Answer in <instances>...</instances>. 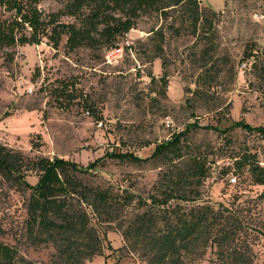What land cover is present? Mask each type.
Segmentation results:
<instances>
[{
  "label": "rangeland",
  "instance_id": "obj_1",
  "mask_svg": "<svg viewBox=\"0 0 264 264\" xmlns=\"http://www.w3.org/2000/svg\"><path fill=\"white\" fill-rule=\"evenodd\" d=\"M62 1L41 0L39 5L54 10ZM198 1L215 12L205 9L210 24L195 31L181 21L176 8L167 20L155 13L141 15L117 47L102 49L97 57L85 47L63 52L62 39L56 49L44 42L23 44L14 47L11 61L0 56V142L28 154L59 155L86 164L108 150L127 149L144 156L154 142L192 120L221 126L239 117L264 122V0ZM55 77L75 78L92 103L93 114L77 104L54 105L39 86L47 87ZM226 135L230 141L225 144L212 129L188 132L187 141L200 149L208 144L212 151L217 146L218 152L224 151L208 154L214 161L203 180L201 198L227 204L240 193L243 205L252 203L246 217L254 216L264 227L261 204L248 200L262 186L251 183L245 174L220 169L229 162L228 151L243 147L256 153L264 169V138L239 127ZM30 139L36 148H30ZM158 168L152 161L103 158L84 179L145 194ZM231 175L233 181L228 180ZM22 197L23 193L0 182V239L14 243L18 253L34 263L46 262L53 247L30 244L22 236ZM128 211L126 207L122 212ZM99 230L101 253L85 258L83 264H143L124 245L114 222ZM253 243L255 264H264V239L257 236ZM211 256L206 247L200 257L185 264H208Z\"/></svg>",
  "mask_w": 264,
  "mask_h": 264
},
{
  "label": "trees",
  "instance_id": "obj_2",
  "mask_svg": "<svg viewBox=\"0 0 264 264\" xmlns=\"http://www.w3.org/2000/svg\"><path fill=\"white\" fill-rule=\"evenodd\" d=\"M40 2L0 0L3 60L13 59L17 45L44 42L56 49L61 39L63 52L85 47L91 57H97L102 49L117 47L119 38L143 14L155 13L167 20L179 8L181 21L195 31L203 23L210 24L205 9L215 12L198 0H63L54 10L42 8ZM160 78L164 84V76ZM76 84L73 77H55L39 89L60 108L77 104L93 114L87 94ZM233 127L264 138V122L250 123L239 117L221 126L192 120L154 142L144 156L127 149L108 150L86 164L59 155L28 154L0 142V182L23 193V238L33 245L49 243L53 247L46 262L34 263L18 253L14 243L0 239V264H83L85 258L101 253L99 228L110 222L116 224L124 245L136 252L143 264H185L200 257L206 247L212 253L208 264H255L253 240L257 236L264 239V227L254 216L246 217L252 203L243 205L240 193L233 194L227 204L201 198L203 180L214 161L208 154L224 151L218 152L219 146L212 151L208 144L202 145V150L187 141L189 131L203 128L218 132L226 144L230 141L226 132ZM36 145L30 139V148ZM226 156L229 162L220 166L221 172L245 174L251 183L261 185L248 200L253 205L259 202L264 212V169L256 153L243 147L231 149ZM103 158L152 161L159 168L145 194H140L85 180ZM228 180L233 181L234 176ZM126 207L127 214L122 212Z\"/></svg>",
  "mask_w": 264,
  "mask_h": 264
},
{
  "label": "built area",
  "instance_id": "obj_3",
  "mask_svg": "<svg viewBox=\"0 0 264 264\" xmlns=\"http://www.w3.org/2000/svg\"><path fill=\"white\" fill-rule=\"evenodd\" d=\"M105 57H106V55H105ZM106 60H108V58H107V57H106ZM232 179H233V178L231 177V178H230V180H232Z\"/></svg>",
  "mask_w": 264,
  "mask_h": 264
}]
</instances>
